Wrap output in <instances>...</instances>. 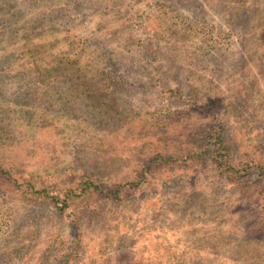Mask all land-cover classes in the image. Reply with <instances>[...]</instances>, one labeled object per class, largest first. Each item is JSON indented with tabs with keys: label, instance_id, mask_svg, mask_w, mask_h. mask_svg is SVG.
I'll use <instances>...</instances> for the list:
<instances>
[{
	"label": "rangeland",
	"instance_id": "1",
	"mask_svg": "<svg viewBox=\"0 0 264 264\" xmlns=\"http://www.w3.org/2000/svg\"><path fill=\"white\" fill-rule=\"evenodd\" d=\"M0 168V264H264V0H0Z\"/></svg>",
	"mask_w": 264,
	"mask_h": 264
},
{
	"label": "trees",
	"instance_id": "2",
	"mask_svg": "<svg viewBox=\"0 0 264 264\" xmlns=\"http://www.w3.org/2000/svg\"><path fill=\"white\" fill-rule=\"evenodd\" d=\"M215 142L216 143H219L221 144V139H220V135H217L216 139H215ZM214 145V143H213ZM0 173H5V171H3V169L0 168ZM87 184H90V182L87 180V179H84V180H81V188L84 189L85 188V185ZM26 189L28 188L29 190H33L34 192L36 191L37 192V189L34 188V185H31L30 183H28L25 187ZM69 192H74L73 190H70ZM53 198V197H51Z\"/></svg>",
	"mask_w": 264,
	"mask_h": 264
}]
</instances>
